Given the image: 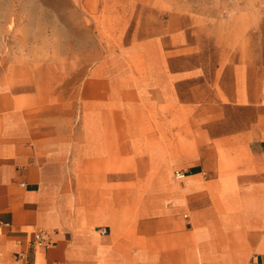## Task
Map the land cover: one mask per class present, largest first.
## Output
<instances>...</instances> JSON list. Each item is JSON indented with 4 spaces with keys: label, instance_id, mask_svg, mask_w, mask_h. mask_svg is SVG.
<instances>
[{
    "label": "rangeland",
    "instance_id": "1",
    "mask_svg": "<svg viewBox=\"0 0 264 264\" xmlns=\"http://www.w3.org/2000/svg\"><path fill=\"white\" fill-rule=\"evenodd\" d=\"M13 75L36 80L31 94L58 78L48 126L77 130L79 147L102 131L106 150L79 151L69 178L101 176L134 218L164 217L171 201L213 208L229 137L264 133V0H0V94ZM91 76L106 78L107 98L89 106Z\"/></svg>",
    "mask_w": 264,
    "mask_h": 264
},
{
    "label": "crops",
    "instance_id": "2",
    "mask_svg": "<svg viewBox=\"0 0 264 264\" xmlns=\"http://www.w3.org/2000/svg\"><path fill=\"white\" fill-rule=\"evenodd\" d=\"M9 79L0 94L1 264H264V133L240 146L229 137V160L223 162L229 172L214 178L213 208L187 214L183 201H171L160 206L164 217L134 218L126 215L124 194L109 192L101 176L67 175V168L78 171L79 151L91 156L106 149L102 131L85 130L79 147L77 130L48 126L58 119V78L37 81L43 91L36 94L26 91L36 80ZM107 83L104 76L89 77L81 99L101 103ZM74 90L76 110L77 83ZM71 101L70 93V107ZM200 173L197 165L188 175ZM41 232L51 244L36 243Z\"/></svg>",
    "mask_w": 264,
    "mask_h": 264
},
{
    "label": "built area",
    "instance_id": "3",
    "mask_svg": "<svg viewBox=\"0 0 264 264\" xmlns=\"http://www.w3.org/2000/svg\"><path fill=\"white\" fill-rule=\"evenodd\" d=\"M36 243H38L39 245H42L44 243H48V244H51V240L50 238L48 237V234L45 233V232H41L39 233L37 236H36ZM23 253H20L19 255H22ZM18 255V256H19ZM0 257H1V253H0ZM1 264V262H0Z\"/></svg>",
    "mask_w": 264,
    "mask_h": 264
}]
</instances>
